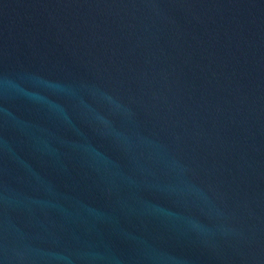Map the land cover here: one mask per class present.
I'll list each match as a JSON object with an SVG mask.
<instances>
[{
  "label": "water",
  "instance_id": "obj_1",
  "mask_svg": "<svg viewBox=\"0 0 264 264\" xmlns=\"http://www.w3.org/2000/svg\"><path fill=\"white\" fill-rule=\"evenodd\" d=\"M0 264H264V0H0Z\"/></svg>",
  "mask_w": 264,
  "mask_h": 264
}]
</instances>
